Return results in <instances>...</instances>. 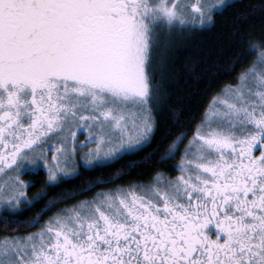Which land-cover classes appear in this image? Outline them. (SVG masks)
<instances>
[{"label":"snow or ice","instance_id":"snow-or-ice-1","mask_svg":"<svg viewBox=\"0 0 264 264\" xmlns=\"http://www.w3.org/2000/svg\"><path fill=\"white\" fill-rule=\"evenodd\" d=\"M227 6L0 0V204L19 209L27 201L26 169L43 164L49 181L66 173L80 132L86 165L149 142L164 99L154 81L171 32L211 26ZM249 53L255 59L213 96L180 151L177 175L158 170L43 221L52 201L28 221L5 218L0 264H264V38ZM186 134L160 162L175 158Z\"/></svg>","mask_w":264,"mask_h":264},{"label":"trees","instance_id":"trees-1","mask_svg":"<svg viewBox=\"0 0 264 264\" xmlns=\"http://www.w3.org/2000/svg\"><path fill=\"white\" fill-rule=\"evenodd\" d=\"M227 5L214 16L211 26L171 32L169 50L163 57V76L158 75L154 81L160 85L164 99L154 111L156 128L149 142L111 162L79 166L74 175L55 182L46 179L44 172L36 174L27 191L30 203L15 212H0V225L5 218L28 221L52 201L51 207L40 215L43 221L98 190L132 181L145 182L158 170L173 176L180 151L213 96L237 82V75L255 58V53H249L250 43L264 38V0H233ZM181 132L187 134L175 158L160 162L161 155ZM130 162L135 163L130 166ZM121 169L128 171L118 175ZM32 228L20 227L16 231L24 234ZM3 233L5 229L0 226V234Z\"/></svg>","mask_w":264,"mask_h":264},{"label":"rangeland","instance_id":"rangeland-1","mask_svg":"<svg viewBox=\"0 0 264 264\" xmlns=\"http://www.w3.org/2000/svg\"><path fill=\"white\" fill-rule=\"evenodd\" d=\"M231 1H233V0H225V2H226V4H228L229 2H231ZM210 2H212V3H215V0H210ZM204 27V26H203ZM191 28H200L199 26H197V27H184V29H191ZM181 31V29L180 28H176V29H173V31L172 32H180ZM255 59V58H254ZM237 83V82H236ZM224 89H225V87L219 92V93H217L215 96H219V95H221L222 94V92L224 91ZM212 101V100H211ZM210 106H211V102H210V104H209V106L207 107L208 109H210ZM217 106H219V105H217ZM204 115H205V113H204ZM204 115H203V117H202V119L200 120V122L204 119ZM193 134V133H192ZM192 136V135H191ZM190 136V137H191ZM189 137V138H190ZM86 139V136H85V134L83 133V132H80V133H78V135H77V142H76V146H75V152L73 153V154H71L70 155V157H69V159L67 160V162H66V168H67V172L66 173H64V172H58L57 173V176H58V179L59 178H64V177H70V176H72V175H74L75 174V172H76V169L79 167V166H83V167H92V166H94V165H100V164H104V163H108V162H111V161H107V160H98V161H93V164L92 165H86L85 164V162H84V159H85V154L88 152V148H85V147H82L81 145H80V141H84ZM188 142V141H187ZM146 144V143H145ZM144 144V145H145ZM187 144V143H186ZM143 145V146H144ZM89 147H94V145H89ZM184 149V148H183ZM47 155H48V158H49V161L51 160V152H47L46 153ZM121 155H123V154H121ZM120 155V156H121ZM180 158V157H179ZM179 161V160H178ZM35 169H37V170H42V172H44L45 173V175H46V179H48V176H47V170L44 168V166H43V164H41L40 166H39V168H31V169H26L25 170V172H26V174H30V173H32V171H34ZM175 170H176V173L173 175V176H175V175H177L178 173H177V169L175 168ZM23 180H25V181H27V180H32V177H23L22 178ZM57 179V180H58ZM150 180V179H149ZM148 180V181H149ZM4 181H5V179L3 180V181H1V184H3L4 183ZM56 181V180H55ZM55 181H50V182H55ZM145 182H147V181H145ZM130 182H128V183H123V184H118V185H124V186H127L128 184H129ZM117 185H115V186H111V187H109V188H105V189H101V190H107V189H113V188H115ZM0 191H2V190H0ZM98 191H100V190H98ZM98 191H96L95 193H97ZM94 193V194H95ZM93 194V195H94ZM93 195L91 196V197H93ZM91 197H88V198H91ZM86 199V198H85ZM83 200V199H82ZM81 201V200H80ZM23 204V203H22ZM21 204V205H22ZM25 204V203H24ZM20 205V206H21ZM65 208V207H64ZM0 209H6L7 211H15L16 209H11V208H5L2 204H0ZM63 209V208H62ZM56 213V212H55ZM53 215V214H52ZM51 215V216H52Z\"/></svg>","mask_w":264,"mask_h":264},{"label":"flooded vegetation","instance_id":"flooded-vegetation-1","mask_svg":"<svg viewBox=\"0 0 264 264\" xmlns=\"http://www.w3.org/2000/svg\"><path fill=\"white\" fill-rule=\"evenodd\" d=\"M236 84V83H235ZM232 85H234V84H232ZM257 154H258V152H257ZM40 172H42V170H37V169H35L34 171H32V173H30V174H26V172H25V174L22 176V178L23 177H32V180L30 181V180H27V181H30L31 182V184H30V186L33 184V182H34V179H35V175L36 174H38V173H40ZM4 179H6V177H5V175H4V173H0V184H1V181H3ZM29 186V187H30ZM29 187L26 189V197H27V201H29V198H31V195L27 192L28 191V189H29ZM27 201L25 202V204L27 203ZM24 203L19 207V209H21L22 208V206L23 205H25ZM19 209H16L15 211H17V210H19ZM4 211H7L6 209H0V212H4ZM15 211H7V212H15ZM47 219V218H46ZM38 227V226H37ZM31 231H35V228L33 227L30 231H28V232H31Z\"/></svg>","mask_w":264,"mask_h":264}]
</instances>
